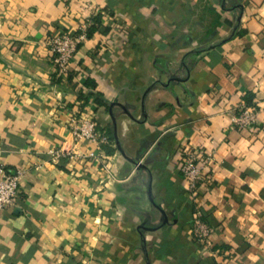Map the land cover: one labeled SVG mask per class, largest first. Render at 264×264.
Here are the masks:
<instances>
[{
    "label": "crops",
    "instance_id": "1",
    "mask_svg": "<svg viewBox=\"0 0 264 264\" xmlns=\"http://www.w3.org/2000/svg\"><path fill=\"white\" fill-rule=\"evenodd\" d=\"M97 16L62 78L49 37ZM248 96L256 130L233 122ZM186 147L212 154L194 200ZM0 166L25 170L0 264H264V0H0Z\"/></svg>",
    "mask_w": 264,
    "mask_h": 264
},
{
    "label": "built area",
    "instance_id": "2",
    "mask_svg": "<svg viewBox=\"0 0 264 264\" xmlns=\"http://www.w3.org/2000/svg\"><path fill=\"white\" fill-rule=\"evenodd\" d=\"M91 24V19L86 18L78 24L77 29L58 28L52 34L48 43L51 50L52 60L57 68V73L62 78H66L70 70V65L80 44L87 38V28ZM257 106L247 104L242 100L233 114V122L235 126L240 128L257 127ZM73 137L76 142L85 139L94 142L101 141L102 138L95 131V121L92 118H80L72 129ZM52 162L58 163L63 157H73L76 155L72 149L61 147L51 151ZM212 161V154L201 147H186L178 163V169L183 174L187 184L190 197L194 200L199 190L204 187V174L209 169ZM25 170L16 168L15 170H7L0 166V212H4L12 208L20 197V184L24 177ZM191 230L193 236L199 240L204 247L211 249V236L214 228L204 219L201 209H196L192 214Z\"/></svg>",
    "mask_w": 264,
    "mask_h": 264
},
{
    "label": "trees",
    "instance_id": "3",
    "mask_svg": "<svg viewBox=\"0 0 264 264\" xmlns=\"http://www.w3.org/2000/svg\"><path fill=\"white\" fill-rule=\"evenodd\" d=\"M93 21L94 22H91L90 26L87 28V37H90L93 35L94 32H96V30L98 29V22L100 21L99 17H94L93 18ZM69 79H71V76H69ZM87 85H90L92 86L93 88L96 87V83L91 80V79H88L87 80ZM88 95H94L96 97V100L98 101V103L100 104H107L106 100L104 99V97L102 96V94L100 92H94V91H90ZM246 101L247 104H253V100H252V97L251 96H248L247 98L244 99Z\"/></svg>",
    "mask_w": 264,
    "mask_h": 264
},
{
    "label": "water",
    "instance_id": "4",
    "mask_svg": "<svg viewBox=\"0 0 264 264\" xmlns=\"http://www.w3.org/2000/svg\"><path fill=\"white\" fill-rule=\"evenodd\" d=\"M240 19V18H239Z\"/></svg>",
    "mask_w": 264,
    "mask_h": 264
}]
</instances>
